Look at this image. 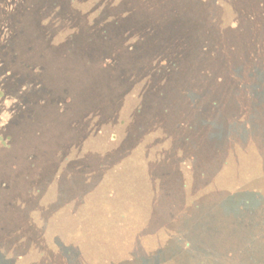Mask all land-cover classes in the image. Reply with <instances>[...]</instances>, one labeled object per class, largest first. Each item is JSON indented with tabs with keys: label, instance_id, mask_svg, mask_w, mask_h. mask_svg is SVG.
<instances>
[{
	"label": "rangeland",
	"instance_id": "374dc122",
	"mask_svg": "<svg viewBox=\"0 0 264 264\" xmlns=\"http://www.w3.org/2000/svg\"><path fill=\"white\" fill-rule=\"evenodd\" d=\"M0 1V17L21 2L0 68L39 78L56 101L30 98L33 116L49 117L22 120L8 130L9 149L0 144V264H169L183 239L209 259L224 246L239 263L264 261V0H78L83 11L55 26L53 50L36 28L47 22L35 12L41 0ZM159 56L174 75L150 86L140 69ZM8 92L4 109L16 97ZM164 92L155 126L156 114L138 109ZM87 109L115 115L98 112L97 126ZM180 120L188 147L163 157L159 127ZM56 146H67L64 158L42 184L31 165L45 152L56 161ZM189 154L194 172L177 163Z\"/></svg>",
	"mask_w": 264,
	"mask_h": 264
},
{
	"label": "trees",
	"instance_id": "16d2710c",
	"mask_svg": "<svg viewBox=\"0 0 264 264\" xmlns=\"http://www.w3.org/2000/svg\"><path fill=\"white\" fill-rule=\"evenodd\" d=\"M3 1V0H2ZM78 0H41V4L39 5V8L35 11L37 12L38 17L40 18L41 21H47L46 23H38L36 28L38 30V33L40 34V37L42 39V44L44 47L47 49L53 50V48H50V42L52 36H54L55 33V26H58L60 24H64L67 22H71L72 20H75V15H73L74 12H79L83 11L80 10L76 5H73L72 3H78ZM1 2V1H0ZM84 3L85 0H82ZM92 4L96 5L97 2L95 0L91 1ZM10 4V3H9ZM20 4L21 2L15 6V8L9 13L7 11L3 12V15L0 17V52H8L10 53L12 50V41L11 39L15 36L16 28V20L20 15ZM70 4V5H69ZM19 5V6H18ZM71 5L74 6L70 7ZM77 9V10H74ZM71 10V11H70ZM46 13L47 17L49 20L46 19ZM45 15V16H44ZM74 22V21H73ZM72 39V40H71ZM65 43H69V48L73 47L76 44V41L73 39V35L70 36L69 38L65 40ZM71 46V47H70ZM205 50L208 51V54L213 58L215 53L209 52V48L205 47ZM127 52L131 54H135L137 51L136 45H131L128 47ZM9 56V55H8ZM163 56V55H162ZM87 61L92 62L93 57H88ZM1 61V58H0ZM109 61L111 64L109 67H113V65L116 64V61L113 58H109ZM155 61V60H154ZM157 63L152 67L148 69H143V67L140 69V74H142L143 78L147 83L152 86H161L165 83L166 77H172L173 72H172V67L175 64L172 62L173 60L170 58H161V56L156 58ZM20 67H25L26 70L30 72H38L40 71L39 66H33L32 65H27L25 63H18ZM96 65H102L103 67L107 66L109 62H104V60L99 59L98 61L95 62ZM1 65V62H0ZM2 67V66H1ZM99 67V68H103ZM15 76V75H14ZM83 80V79H82ZM191 84H195L194 81H192ZM5 90H10V92L7 93V95L14 94L16 95L15 101L13 102L12 105H10L9 109H4L2 106L5 102L10 101V97L6 96ZM191 93L197 94L198 91L196 88L192 89H183L181 92V95L183 97L189 96ZM39 97H43V100L45 103L50 102V99H52L53 102L55 101V96L45 88V86L39 82V78L36 77H22V75H16L15 77H11L6 74L3 68H0V113L5 114L7 113L8 118L6 120H3V122L0 125V144L4 146V148L9 149L10 144L14 142V138L8 134V130L12 128H16V124H20L22 120H28V118H31L32 120H35L37 117H43V118H48V115H44L45 113L43 111H40V114L37 116L36 113H34V116L32 114L33 112V103L30 101V98H34L35 100L38 99ZM154 98V97H153ZM169 96L167 95V92H164L163 94L160 93L156 98L153 100H150L146 103L143 104L142 106L139 107L140 113H144L145 110L148 109L151 114L155 115V126H156V116H164L166 115V112L161 113L160 107L163 105V101H168ZM142 105V104H141ZM205 109H210L209 106H207ZM4 110V111H3ZM8 110V112H6ZM97 112H89L87 109V117L89 121H96L97 126H101L103 123V119H100L98 116V112H101V109L96 110ZM5 112V113H3ZM63 110L61 109L59 111V115ZM160 112V113H159ZM102 113V112H101ZM104 116L112 117L115 114L113 113H102ZM6 115V114H5ZM6 115V117H7ZM57 116V114H54ZM95 117V118H94ZM1 118V117H0ZM25 118V119H24ZM17 122V123H16ZM98 122H101V124H98ZM160 128V136L156 135L157 142L155 143L154 148H161L162 150L160 151L163 153V157L166 156H171L174 155L171 153V150L173 148H187V140L188 138L184 136L186 133V128L184 125V121L180 120L176 122L171 128L167 127V125H164L162 128ZM18 130V129H17ZM73 130V128H72ZM3 132V133H2ZM90 132V131H89ZM17 137L21 139L22 136L17 134ZM15 140V141H17ZM167 144V146L165 145ZM47 148H50L49 146H46ZM67 147V146H65ZM65 147L61 146H56L55 150L53 153H50V155L55 156L54 160L56 161H45L46 159L49 158L47 152L44 153L47 154L44 158V162L41 161L39 162L35 167L34 164L31 165L33 168V171H39L38 168L43 169L42 170V175H41V181L42 184H44L49 178L47 176H44L43 173L50 171L52 169L53 165L59 164L60 160L64 158L65 154ZM42 148H45L42 146ZM41 148V149H42ZM54 148V147H53ZM40 149V150H41ZM185 153V151L183 152ZM190 155V160L188 159H181L178 161V165H182V162L187 161L190 165L191 172H194L196 170V165L194 161V155ZM29 159H33V156L28 157ZM53 160V159H52ZM42 164V165H41ZM52 164V165H51ZM103 164V163H101ZM52 166V167H51ZM155 166V165H154ZM51 173L49 174L52 179L54 178V173L53 169L50 171ZM164 173V172H163ZM161 173L162 176H165L166 174ZM41 173H38L36 176L38 177ZM19 177V178H18ZM18 179L24 178L30 179V173L27 172L24 176H18ZM16 178V179H17ZM23 184V183H22ZM22 189V187H20ZM19 190V189H16ZM23 189L20 191H17L18 193L16 194V197L18 198V194L21 196L23 195ZM26 193V191H24ZM14 193V192H13ZM29 194V193H28ZM19 196V197H21ZM242 199V198H241ZM8 203L10 202L9 200L7 201ZM7 203V204H8ZM243 201L239 202V204L242 206ZM198 207V205H196ZM9 205H3V208L8 209ZM185 211V210H184ZM3 219H1L2 221ZM180 238V237H179ZM232 247V246H230ZM229 247V248H230ZM216 249H224L226 247L221 246V247H215ZM219 250V255H213V258L209 259L210 257H205L204 254H202L200 251L195 247L194 241L189 240V239H183L180 241L178 250L169 253L170 257V263L169 264H243L239 263L237 259H235V250L227 249V250ZM263 250V249H261ZM235 255V256H234ZM156 258V257H155ZM7 259V258H6ZM8 260V259H7ZM248 264V263H247ZM252 264V263H249ZM260 264H264V261Z\"/></svg>",
	"mask_w": 264,
	"mask_h": 264
}]
</instances>
